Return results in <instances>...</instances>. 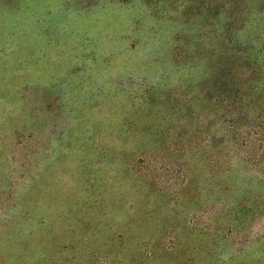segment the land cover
<instances>
[{
	"label": "rangeland",
	"instance_id": "rangeland-1",
	"mask_svg": "<svg viewBox=\"0 0 264 264\" xmlns=\"http://www.w3.org/2000/svg\"><path fill=\"white\" fill-rule=\"evenodd\" d=\"M260 122L264 0H0V264H264Z\"/></svg>",
	"mask_w": 264,
	"mask_h": 264
},
{
	"label": "trees",
	"instance_id": "trees-1",
	"mask_svg": "<svg viewBox=\"0 0 264 264\" xmlns=\"http://www.w3.org/2000/svg\"><path fill=\"white\" fill-rule=\"evenodd\" d=\"M241 99L243 102L244 101L243 95H241ZM258 118L262 119V117H260V116H258ZM254 126H255L254 128L251 127V131H252L251 133L254 134L255 140H251V138H249V137L245 138L247 145H244V147H246L247 149H249V148L252 149V147L254 145H256V148L257 147H261V148L264 147V124H263V122H260L258 125L256 124ZM232 139L236 140L237 138L233 136ZM235 144L237 145V142ZM235 144L233 143L234 146H236ZM253 150L256 152L255 147H253ZM253 162L258 166L259 165L264 166V153H256L255 157L253 158Z\"/></svg>",
	"mask_w": 264,
	"mask_h": 264
}]
</instances>
